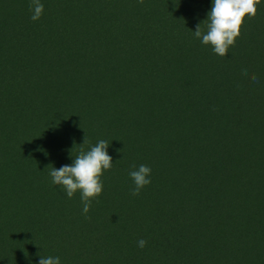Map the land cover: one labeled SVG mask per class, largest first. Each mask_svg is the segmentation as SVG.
Listing matches in <instances>:
<instances>
[{"label":"trees","instance_id":"16d2710c","mask_svg":"<svg viewBox=\"0 0 264 264\" xmlns=\"http://www.w3.org/2000/svg\"><path fill=\"white\" fill-rule=\"evenodd\" d=\"M31 2L0 0V264H264V0L224 57L193 32L213 0ZM101 139L85 216L49 172Z\"/></svg>","mask_w":264,"mask_h":264},{"label":"clouds","instance_id":"9594fccd","mask_svg":"<svg viewBox=\"0 0 264 264\" xmlns=\"http://www.w3.org/2000/svg\"><path fill=\"white\" fill-rule=\"evenodd\" d=\"M140 4L144 0H138ZM260 0H213L212 8L208 13V18L202 23L206 24V31L201 29L202 23L197 30L193 31L194 36L201 40L205 46H211L213 52L221 57L227 56L229 48L234 46L237 38L241 35V28L246 18H254L257 13V5ZM32 21H38L43 12L44 5L40 0H32L30 5ZM245 76L248 70L242 69ZM254 83L259 82L256 74L250 77ZM87 143L86 137L84 140ZM109 143L103 139L99 140L90 150L83 151L74 157V163L64 165L60 168L51 167L49 175L54 185L60 186L68 198H73L77 192L83 204V213L87 216L93 200H98L103 194L104 173L113 167V158L107 149ZM151 168L141 164L129 172L133 181L131 195L139 196L142 189L151 184ZM147 241L140 239L137 246L141 249L146 247ZM39 264H61L59 257H43Z\"/></svg>","mask_w":264,"mask_h":264},{"label":"rangeland","instance_id":"374dc122","mask_svg":"<svg viewBox=\"0 0 264 264\" xmlns=\"http://www.w3.org/2000/svg\"><path fill=\"white\" fill-rule=\"evenodd\" d=\"M8 1H19V0H8ZM136 80L139 79V78H135ZM96 85V84H95ZM97 89H99V93L96 94V98L97 99H100L102 98V95H113L114 97L116 96L117 92H118V89H120V87L116 86V85H113L111 84L110 86H107L106 88H101L102 86L100 85H97L96 86ZM96 89V90H97ZM98 115V114H96ZM101 116V115H100ZM101 119H103L104 121L103 122H109L110 119L109 117L105 116V115H102L101 116ZM47 131H37V130H30V131H23L22 132V137L27 139V140H31V141H36L38 140L40 137L42 138H45L46 136V133ZM13 143L12 142H9L4 138H0V150L1 151H4V152H7L10 150V148L12 147Z\"/></svg>","mask_w":264,"mask_h":264}]
</instances>
